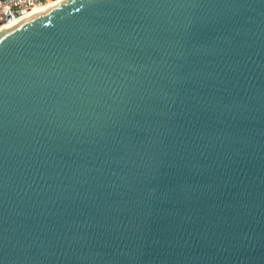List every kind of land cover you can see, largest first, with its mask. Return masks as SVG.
I'll use <instances>...</instances> for the list:
<instances>
[{
    "label": "water",
    "instance_id": "water-1",
    "mask_svg": "<svg viewBox=\"0 0 264 264\" xmlns=\"http://www.w3.org/2000/svg\"><path fill=\"white\" fill-rule=\"evenodd\" d=\"M0 264H264V0L2 30Z\"/></svg>",
    "mask_w": 264,
    "mask_h": 264
},
{
    "label": "built area",
    "instance_id": "built-area-1",
    "mask_svg": "<svg viewBox=\"0 0 264 264\" xmlns=\"http://www.w3.org/2000/svg\"><path fill=\"white\" fill-rule=\"evenodd\" d=\"M53 0H0V26L28 16L36 7Z\"/></svg>",
    "mask_w": 264,
    "mask_h": 264
},
{
    "label": "bare ground",
    "instance_id": "bare-ground-1",
    "mask_svg": "<svg viewBox=\"0 0 264 264\" xmlns=\"http://www.w3.org/2000/svg\"><path fill=\"white\" fill-rule=\"evenodd\" d=\"M57 0H53V1H51L50 3H47V4H44V5H41V6H38V7H36L28 16H31V15H33V14H36V13H38V12H41V11H44L45 9H47V8H49L51 5H53L55 2H56ZM28 16H26V17H28ZM23 18H25V17H23ZM23 18H21V19H23ZM20 20V19H19ZM16 21H18V20H16ZM16 21H13V22H11V23H7V24H4V25H2V26H0V32L2 31V30H4L5 28H7L9 25H11V24H13L14 22H16Z\"/></svg>",
    "mask_w": 264,
    "mask_h": 264
}]
</instances>
